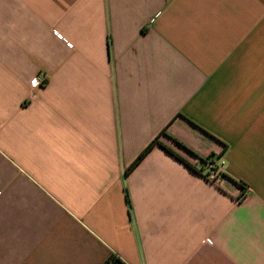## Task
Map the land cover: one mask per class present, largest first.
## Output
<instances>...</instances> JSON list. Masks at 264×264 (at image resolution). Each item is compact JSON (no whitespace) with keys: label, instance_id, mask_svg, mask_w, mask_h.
I'll use <instances>...</instances> for the list:
<instances>
[{"label":"crops","instance_id":"1","mask_svg":"<svg viewBox=\"0 0 264 264\" xmlns=\"http://www.w3.org/2000/svg\"><path fill=\"white\" fill-rule=\"evenodd\" d=\"M115 259L264 264V0H0V264Z\"/></svg>","mask_w":264,"mask_h":264},{"label":"built area","instance_id":"2","mask_svg":"<svg viewBox=\"0 0 264 264\" xmlns=\"http://www.w3.org/2000/svg\"><path fill=\"white\" fill-rule=\"evenodd\" d=\"M44 83L45 79L43 77H35L31 85L33 88H40L44 85ZM225 164L226 159L223 155H211L206 158H198L194 162L193 169L202 175L207 181L219 184L220 181L225 178Z\"/></svg>","mask_w":264,"mask_h":264},{"label":"trees","instance_id":"3","mask_svg":"<svg viewBox=\"0 0 264 264\" xmlns=\"http://www.w3.org/2000/svg\"><path fill=\"white\" fill-rule=\"evenodd\" d=\"M175 140V139H174ZM179 145L185 147L182 143H180L178 140H175ZM152 146H149V149L151 148ZM187 148V147H185ZM171 151V150H170ZM172 152V151H171ZM174 153V152H173ZM115 262L116 264H124L122 261H120L119 259H115Z\"/></svg>","mask_w":264,"mask_h":264},{"label":"snow or ice","instance_id":"4","mask_svg":"<svg viewBox=\"0 0 264 264\" xmlns=\"http://www.w3.org/2000/svg\"><path fill=\"white\" fill-rule=\"evenodd\" d=\"M34 83H35V81H34Z\"/></svg>","mask_w":264,"mask_h":264}]
</instances>
